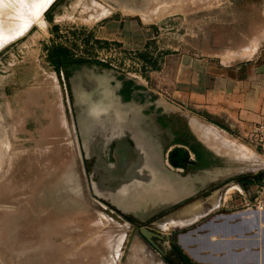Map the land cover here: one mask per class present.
<instances>
[{
  "label": "rangeland",
  "instance_id": "1",
  "mask_svg": "<svg viewBox=\"0 0 264 264\" xmlns=\"http://www.w3.org/2000/svg\"><path fill=\"white\" fill-rule=\"evenodd\" d=\"M260 12L52 0L0 34V264H207L190 232L260 155L206 113L205 60L230 58Z\"/></svg>",
  "mask_w": 264,
  "mask_h": 264
},
{
  "label": "crops",
  "instance_id": "2",
  "mask_svg": "<svg viewBox=\"0 0 264 264\" xmlns=\"http://www.w3.org/2000/svg\"><path fill=\"white\" fill-rule=\"evenodd\" d=\"M254 20L250 35L230 46L233 48L230 58L217 60L208 54L205 60L206 98H200L206 101V113L210 118L243 136L255 124L264 123V13L254 14ZM192 116L196 115L192 113ZM207 147L212 146L207 144ZM256 148L260 158L253 172L225 182L235 180L239 187L235 198L225 200L230 206L226 209H221L224 205L208 207L206 214L211 210L218 213L205 227L201 225L196 227L197 231L190 232L192 241L199 243L202 238L205 241L206 250L212 255L207 264H264V209H260L259 204L255 209L252 200L264 195V174L260 170L264 168V143ZM219 186L211 188H214L213 199L219 194Z\"/></svg>",
  "mask_w": 264,
  "mask_h": 264
},
{
  "label": "bare ground",
  "instance_id": "3",
  "mask_svg": "<svg viewBox=\"0 0 264 264\" xmlns=\"http://www.w3.org/2000/svg\"><path fill=\"white\" fill-rule=\"evenodd\" d=\"M51 1L52 0H0V34L12 30L19 21L26 22V24L24 22V26L23 23L21 24V27L24 29L33 22H39L41 20L42 11ZM23 31L22 29V32ZM260 205L261 203H259V208Z\"/></svg>",
  "mask_w": 264,
  "mask_h": 264
},
{
  "label": "built area",
  "instance_id": "4",
  "mask_svg": "<svg viewBox=\"0 0 264 264\" xmlns=\"http://www.w3.org/2000/svg\"><path fill=\"white\" fill-rule=\"evenodd\" d=\"M244 137L250 143H253L256 147L262 146L264 143V123L255 124L245 135ZM261 203L260 209H264V201L259 200L255 205L258 208V204ZM255 208V209H256Z\"/></svg>",
  "mask_w": 264,
  "mask_h": 264
},
{
  "label": "trees",
  "instance_id": "5",
  "mask_svg": "<svg viewBox=\"0 0 264 264\" xmlns=\"http://www.w3.org/2000/svg\"><path fill=\"white\" fill-rule=\"evenodd\" d=\"M50 57L52 56L51 54L49 55ZM65 56V51L64 50H59L58 53H56V61H61L63 60V57Z\"/></svg>",
  "mask_w": 264,
  "mask_h": 264
},
{
  "label": "water",
  "instance_id": "6",
  "mask_svg": "<svg viewBox=\"0 0 264 264\" xmlns=\"http://www.w3.org/2000/svg\"><path fill=\"white\" fill-rule=\"evenodd\" d=\"M263 174H264V171H263Z\"/></svg>",
  "mask_w": 264,
  "mask_h": 264
}]
</instances>
